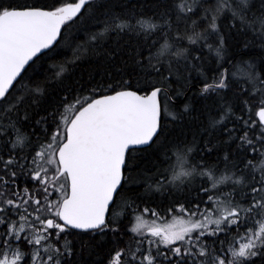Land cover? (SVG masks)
Here are the masks:
<instances>
[{
	"label": "snow or ice",
	"instance_id": "snow-or-ice-1",
	"mask_svg": "<svg viewBox=\"0 0 264 264\" xmlns=\"http://www.w3.org/2000/svg\"><path fill=\"white\" fill-rule=\"evenodd\" d=\"M0 264H264V0H0Z\"/></svg>",
	"mask_w": 264,
	"mask_h": 264
}]
</instances>
